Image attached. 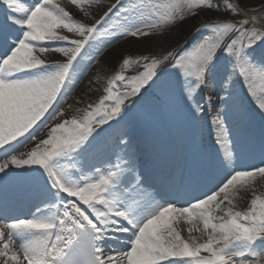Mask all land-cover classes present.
Returning a JSON list of instances; mask_svg holds the SVG:
<instances>
[{"label": "snow or ice", "instance_id": "obj_1", "mask_svg": "<svg viewBox=\"0 0 264 264\" xmlns=\"http://www.w3.org/2000/svg\"><path fill=\"white\" fill-rule=\"evenodd\" d=\"M70 2L88 16L84 6H99L101 0ZM223 8L243 18L202 25L196 29L201 38L179 55L122 56L99 102L52 126L47 138L25 154L20 149L64 115V103L96 59L93 51L99 55L125 37L162 36L199 10L220 6L213 0H116L89 26L75 21L60 0H0V180L24 175L44 181L34 192L37 203L30 216L0 219V264H264V195L253 187L257 178L264 180V163L237 167V139L228 126L237 80L264 113V30L249 26L261 17H248L232 3ZM113 15L117 23L101 31ZM48 53L65 60L49 62ZM225 61L228 71L220 81L227 93L221 97L224 115L217 112L211 121L225 176L201 195L190 193L185 202L157 198L131 160L119 154L104 168L76 164L104 125L119 124L146 96L163 98L172 87L168 68L180 78L185 101L202 113L195 98L215 83ZM132 66L143 70L124 75ZM120 142L127 143L123 136ZM200 178L193 165L182 181L195 186ZM240 191L254 193L246 211L221 208L225 201L233 205ZM217 211L224 215L214 216ZM181 220L190 225L187 240L174 226ZM193 231L207 239L198 240Z\"/></svg>", "mask_w": 264, "mask_h": 264}, {"label": "bare ground", "instance_id": "obj_2", "mask_svg": "<svg viewBox=\"0 0 264 264\" xmlns=\"http://www.w3.org/2000/svg\"><path fill=\"white\" fill-rule=\"evenodd\" d=\"M114 1V0H109ZM243 5H245V9L248 11H254L256 9H259L260 6H264V0H240ZM60 3L62 6L65 7V9L71 14L74 18H79L81 20H84L86 22H92L99 20V17L103 11H105L107 8H109V5L100 3L99 6L92 5L88 6L85 5V11H87L90 15L85 16L84 12H81L77 7L70 2V0H60ZM214 4H217L220 6V10H199V14H201L202 18L204 20H207L208 17L221 15L225 17H231L232 20L237 19L239 20L240 17L232 15L231 12L224 10L223 6L225 3H231L230 0H213ZM0 22L2 24L4 23L3 20V14L2 10H0ZM198 15L192 16L189 19L185 20L182 23L176 24L175 27L171 28L170 30L165 31V33L162 35L165 37L168 51H173L176 54H180L182 50H180L181 45L184 43L185 40L191 39L189 44L195 43L198 41L203 33L197 32L196 29H198V20L196 19ZM259 17H262L261 13L258 14ZM117 21V17L115 15L111 16L107 21ZM102 29L101 31H103ZM63 34L71 36V34H68L64 32V30H59ZM158 36V38H157ZM161 35H150V36H141L139 38L134 39H128L123 38L120 39L117 43L113 44L111 47L104 48L99 55L95 53V51L92 52L93 56H96V59L92 60L90 63V66L87 68V71L85 72V75H83V79H81V83L77 85V88L75 91L69 96L67 101L63 105L64 115L61 117H58L57 119L50 122L49 127L45 128L43 133L40 134V136L30 142L27 146L23 147L21 149L22 153L27 154L30 152L36 144H38L43 139L47 138L48 132L50 131V128L52 126H55V124L60 123L63 119L71 118L73 115L80 116L83 114V109H86L85 104L89 105H96L99 100L105 95L104 89L107 87V81L109 77L113 74H115L119 70V62L121 60L122 56H129L131 58H137L139 56L143 55H152V56H162L164 55L162 52L154 50L152 52V49L156 46L155 43H160V37ZM73 38H79V37H73ZM167 51V52H168ZM60 54L58 53H48L46 54L45 58H59ZM87 63V61H86ZM227 63L226 61L224 62ZM132 67H130L128 70L124 72V75H127L129 71H131ZM225 71H228V66ZM225 74V72H224ZM223 74V76H224ZM223 86L218 82L216 85H214L213 88H207L205 91L210 93L209 96L212 97V108H213V116L210 118L209 122L212 126L211 121L216 116L217 112L221 114V116L224 115V112L222 110L223 100L221 97L227 96V93L222 90ZM120 91H124L123 88L120 89ZM236 86H233V100L235 102V106L233 107L232 111L228 114V124L231 122V120H237L240 116H238V113L240 110L243 109V107H239L240 105V97L236 96ZM247 96V95H246ZM142 100V99H141ZM140 100L139 103L142 101ZM185 101V99H183ZM107 103V102H106ZM138 103V105H139ZM210 106V107H211ZM214 107H217V109H214ZM191 109L190 111H187V117L184 114L185 123L183 121V127L181 129V133L183 134V137L185 138L183 141V147L181 149V154L179 157V162H184L190 155V141L189 137L192 136V134L196 130V112H194L193 107L189 106ZM145 111H151V115L153 118H149L145 116L144 114H139L141 120L145 122L149 127H151L153 122H156L159 126H161V122L158 121V112L155 109L150 108L147 106ZM253 115V114H252ZM257 120V125L260 128L264 127V123L260 120H258V117H255ZM130 120V116L127 113V115L123 116V118L120 120L119 124L116 123V121H112L111 127L106 128V132L109 134L111 141L114 143L116 137L123 138L128 137V135L131 132V127L128 126L127 123ZM260 124V126H259ZM212 131L214 133V129L212 126ZM234 138L237 139V144L241 145L242 142H245L249 139V136L241 137L239 133L233 134ZM99 138L98 136H95L91 143L95 142ZM120 141V140H119ZM118 154L121 156H126L128 160H131L132 163L134 161L143 155H146L148 153V148L142 149L139 151L136 150H129L126 146L120 147L118 144L117 147ZM103 145L95 150L93 153H91L88 157H90L95 165L99 163V158L103 156ZM19 155V153H17ZM256 161V160H255ZM85 162V158H81L77 160L76 164L80 165ZM257 162L264 163V154L261 152V157L259 161ZM15 172H23V169H13ZM18 176V175H17ZM254 187V193L257 195H264V180L257 178V181L255 183ZM253 191H240L235 196V199L233 201L232 206L236 210H247L249 207L250 200L253 198L254 195ZM1 197V196H0ZM225 201L223 204H226ZM32 212V210H31ZM215 216H222L219 211L213 213ZM31 215V214H30ZM29 215V216H30ZM27 217V216H25ZM0 219H2L0 217ZM186 224L183 220L179 221L177 224H175V227L180 228L181 226ZM183 231L186 240L189 239V233L187 232V228ZM192 236H195L198 238V240L203 241L207 239V236H201L197 232H193ZM205 254V253H202ZM22 258V256H21Z\"/></svg>", "mask_w": 264, "mask_h": 264}, {"label": "rangeland", "instance_id": "obj_3", "mask_svg": "<svg viewBox=\"0 0 264 264\" xmlns=\"http://www.w3.org/2000/svg\"><path fill=\"white\" fill-rule=\"evenodd\" d=\"M230 1H231L232 4L237 5L245 13V15L248 16V17H253V16L257 17V14L261 13L262 17H261L260 23H258L256 25H251V26H255L257 28H260V29L264 30V6H260L259 9H256L254 11H248L247 9H245L246 6L243 5L240 0H230ZM101 2L102 3H108L111 6L112 4L116 3V0H114V2L109 1V0H101ZM107 10H108V8L105 11H103L100 16H102ZM200 18H201V21L198 20V26H197L198 28H200L202 25L207 24L209 22L236 21V19L232 20L231 17H225V16H221V15L211 16V17H208L207 20H204L202 18L201 14H199V16L196 19H200ZM241 18H243V17H240V19ZM74 20L77 21V22H80V23H84V24L89 25V26L94 24V21L86 22V21L81 20L79 18H77V19L74 18ZM116 23H117V21H113V23L106 22L104 24H106V28H110V27H112V25H114ZM104 29H105V26H104ZM125 38L134 39V37H125ZM157 38H158V36H157ZM160 38H162V39H160V43H155L156 46L152 49V52L154 50H156V51L162 52L163 54H166L167 51H168V46H167V43H166L167 39H165V37H163V36L160 37ZM190 40L191 39L185 40L184 43L181 45L180 50L183 51L185 49L191 48L194 43H192V44L190 43L189 44ZM54 43L60 44L62 42H58L57 41V42H54ZM64 60H65L64 57H60V60H58V62H64ZM48 61L49 62H55L54 60H50V59ZM169 63H171V61H169ZM164 67L168 68V64L164 65ZM226 68H227V63L225 64L224 62H222L221 65L219 66L218 72L216 74L215 83H213L210 88H213L214 85H216L218 82L221 81V79L227 73V71H225ZM130 70L131 71H129V73L126 76L136 75L138 72L142 71L143 69L141 67L132 66V68ZM168 72L171 74L169 79L172 81V87L165 90V92L163 93V98L161 100H155V99H153L151 97V95H149V96H146V98L141 103H139V105H138V103H135L134 100L133 101H126V104H129V105L135 103V107H132L131 110L128 112L129 115H130V118H131L130 119V123L132 124V127H134V129L131 132V135H129L128 137H126L124 139L125 141H127L126 144H123V143L119 142V138H117V137L115 138V142H116L115 146H114L113 142L110 143L109 142V140H110L109 135L107 133H105V127L108 126V125H104L103 126L104 130H102L100 132L101 133L100 142H98V143H90L89 150L87 152L82 153L81 155L87 156L93 150H95L96 148L100 147V145L102 143H105L106 147L112 150L115 158H116V154H118V150H117L118 143H119L120 147H125V146L129 147V148L133 147L134 143H132L131 138L134 136V134H136L138 132L139 128H146L147 127V125L144 124L143 121H141V118H140L139 114H141V115L144 114L145 116H147L149 118L152 117L151 111H145L147 106H149L152 109H155L158 112L159 121H161L162 124H163L159 128L162 131H165L166 129L172 130L176 134V137L178 138V140H179V142L181 144L182 140H183V135L181 134V129L183 127V121L185 123V119L187 117V111L188 110L190 111L191 109L189 108V106H190L189 103H187L186 101L183 100L184 97H183V95L181 93V80H180V78H178L176 76L174 69L168 68ZM224 72H225V74H224ZM223 74H224V76H223ZM112 76L113 75H111L110 78ZM82 79H83V77H82ZM80 83H81V80L79 81V83L77 85H79ZM233 86H236V88H238V89H236L238 91V95H237V91H236V95L237 96L240 95L239 96V97H241V98H239L240 102L241 101L243 102V103L241 102L240 105H239V107H243V109L240 110V112L238 113V116L241 113L243 114V121L242 122L245 123V124H247V122H248V123H250V125L253 124V123H251L250 112H257V114H258L259 118L261 119V121L264 122V113H262L257 108L256 104L253 102V100H252V98L250 96H249V99H248L247 97H245V95L242 94V92L243 93H245V92L247 93L246 88L244 87L243 83L240 82L239 80H237ZM76 88H77V86L75 87V89ZM75 89H74V91H75ZM205 90L206 89L201 90L200 93H199V98L201 100V102H200L201 105L200 106H201V108L204 109V111L202 113H198L197 115L199 116L200 119H201V116L204 115V117H205L204 121L209 122V117L213 116V113H212L213 108L211 106L212 100H211V104H209L207 102L208 97H210L209 96L210 93L206 92ZM239 91H240V94H239ZM211 99H212V97H211ZM197 102H199V101H197ZM85 106H86V108L88 107L87 104H85ZM214 109H217V107H214ZM209 110H210V113H209ZM63 112H64V110H63ZM184 114L186 115L185 118H184ZM239 120H241V119L239 118ZM239 120L237 121L238 124H236L237 122L232 121V122H230L231 124L228 125L229 128L232 129V132H237L238 131L236 129L240 125V121ZM200 122H202V120H199L197 124L200 125ZM207 122H206V124H207ZM154 124L155 125H153V127L157 125L156 122ZM249 129H251L250 126H249ZM262 130L264 132V129H262ZM243 132H244V130H243ZM194 137H195L196 141L198 139L199 141H202V142H205L204 138H206V139L210 140V142H212L214 144L213 146H216L215 139L212 136V131L210 132V129L208 127L206 129H204L203 134L201 136L196 134ZM250 141H251V139H250ZM250 141H248V143H247V145L245 147L237 145V151L239 153V159L240 158H244L243 154L246 151L247 147L249 146ZM107 148L105 149L104 153H107ZM215 150H216L215 154H216V156L218 158V161L220 162L218 151H217V149H215ZM252 151H255L254 148L252 149ZM245 159H247V158L245 157ZM86 165H88L90 167V169H93V167H94V164H93V162L91 160H88V162H86ZM105 167H107V166H105ZM228 207H232V206H230L228 203L221 205L222 209H225V208H228ZM232 209H233V211H241V212L245 211V210H236L233 207H232ZM219 213L222 216L224 215L223 211H219ZM188 227H190V225H188V224H184L183 227L181 226L180 228L176 227L177 230L180 231V233H181V235H182V237L184 239H186V238H185V235H184L183 231H185L184 229L188 228ZM199 227L201 228V230H203V225L202 224H200ZM193 232H195V231H193ZM199 235L204 236L202 234V231L199 233ZM118 247H122L123 248L124 245L120 244V245H118ZM202 255H207V254L205 253V254H202ZM25 264H26V262H25Z\"/></svg>", "mask_w": 264, "mask_h": 264}]
</instances>
